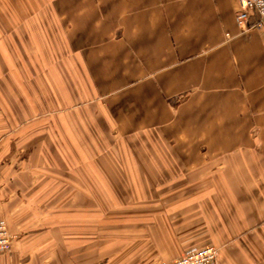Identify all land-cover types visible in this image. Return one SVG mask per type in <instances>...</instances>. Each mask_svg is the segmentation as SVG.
Returning <instances> with one entry per match:
<instances>
[{
	"label": "crops",
	"instance_id": "1",
	"mask_svg": "<svg viewBox=\"0 0 264 264\" xmlns=\"http://www.w3.org/2000/svg\"><path fill=\"white\" fill-rule=\"evenodd\" d=\"M238 9L0 0V264H93L94 209L126 204L134 256L106 264H264V32Z\"/></svg>",
	"mask_w": 264,
	"mask_h": 264
},
{
	"label": "rangeland",
	"instance_id": "2",
	"mask_svg": "<svg viewBox=\"0 0 264 264\" xmlns=\"http://www.w3.org/2000/svg\"><path fill=\"white\" fill-rule=\"evenodd\" d=\"M127 195L131 196V189H125ZM105 205H103L104 207ZM132 204L125 205V221L117 222V215L114 209L110 208L108 214H101L100 208L94 209L93 218V236L91 241H87V251L85 253H79L82 259L86 261H91L93 264H106L110 260L117 259H132L134 256L133 252H125L124 248L133 245V235H132ZM105 212V211H104ZM103 215L104 220L102 221L101 215ZM125 223V224H124ZM118 224H120L118 228ZM122 226H124L122 228ZM123 230L126 231L123 233ZM91 243V244H90ZM89 248V249H88ZM77 258H79L77 256ZM166 260L159 259L158 261ZM156 261V262H158ZM171 261V260H167ZM154 262V264L156 263Z\"/></svg>",
	"mask_w": 264,
	"mask_h": 264
},
{
	"label": "built area",
	"instance_id": "3",
	"mask_svg": "<svg viewBox=\"0 0 264 264\" xmlns=\"http://www.w3.org/2000/svg\"><path fill=\"white\" fill-rule=\"evenodd\" d=\"M252 17L253 22H250ZM236 21L243 31L258 28L264 32V0H239ZM15 238L9 229L8 221L0 218V253L10 254ZM155 264H219V249L213 244H207L177 259L161 260Z\"/></svg>",
	"mask_w": 264,
	"mask_h": 264
}]
</instances>
